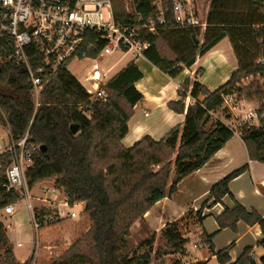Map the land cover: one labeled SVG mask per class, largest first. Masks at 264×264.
Segmentation results:
<instances>
[{"label": "trees", "instance_id": "1", "mask_svg": "<svg viewBox=\"0 0 264 264\" xmlns=\"http://www.w3.org/2000/svg\"><path fill=\"white\" fill-rule=\"evenodd\" d=\"M111 1L116 19L128 23L130 15L124 0ZM208 7L205 29L172 27L148 35L151 45L145 57L168 76L175 77L227 37L238 68L214 90L199 81H184L178 91L179 99L168 103L171 110L185 114L184 122L159 141L146 136L130 148L121 142L128 133L133 108L143 98L135 86L143 75L133 61L107 81L106 101H91L78 78L62 68L48 76L37 108L26 72L12 64L2 66L0 115L5 116L4 123L9 125L13 139L19 140L33 119L31 141L46 146L34 154L35 164L26 175L29 188L55 179V189L71 204L84 203L80 215L87 223L85 233L72 238L74 242L64 245L62 250L58 248L62 234L58 226L76 218L41 227L34 264H149V253L136 258L127 254L131 226L144 222L145 214L158 201L171 198L180 181L203 167L233 137V130L220 120L208 126L212 113L222 108L225 95L239 91L246 100L264 98L253 84L241 86L249 77L264 76V0H208ZM9 50L0 39V57ZM98 50L89 55L96 56ZM188 97L194 102L186 107ZM263 113L264 103L258 109L261 126H246L240 132L250 159L264 163ZM71 124L78 125L76 134L71 133ZM11 162L10 153L0 155V210L19 199L17 192L3 188ZM245 169L246 166L215 184L210 198L217 203L225 195L231 196L230 181ZM196 216L201 219V209ZM217 220L221 228L232 230L241 220L259 223L264 236V216L255 210L247 211L239 203L233 209L225 208ZM165 226L167 246L172 253H183L187 241L177 221ZM259 245L264 249V238ZM85 247L92 252L84 254ZM0 249L4 250L0 264H20L8 247L1 222ZM248 253L238 260L240 264H254ZM228 259L226 253L219 256L222 264ZM261 263L264 264V255Z\"/></svg>", "mask_w": 264, "mask_h": 264}, {"label": "built area", "instance_id": "2", "mask_svg": "<svg viewBox=\"0 0 264 264\" xmlns=\"http://www.w3.org/2000/svg\"><path fill=\"white\" fill-rule=\"evenodd\" d=\"M125 9L130 15L128 23L116 19L111 0H0V39L10 49L0 57V66L12 64L26 72L37 108L48 76L62 68L71 72L72 62L82 66L88 63L83 86L91 101H106L104 86L113 67L102 72L99 67L102 60L114 54L131 55L135 59L144 57L151 45L148 35L161 29H205L207 25L197 0H125ZM96 48L99 49L96 56L89 55ZM233 101L231 94L224 96L228 106ZM0 117L5 119L3 114ZM245 119L260 120L258 109H249ZM32 121L19 140L13 139L6 124L10 141L5 144L0 138V155H12L3 188L25 198L33 227L38 232L57 221L78 218L83 210L76 208L80 203L71 204L64 195L61 198L55 187L44 186L36 196L43 207L38 208L32 202L33 189L29 188L26 175L35 164V152L41 149L31 141ZM2 210L5 215L14 216V203ZM47 210L50 213L43 214ZM7 228H13V224L8 223Z\"/></svg>", "mask_w": 264, "mask_h": 264}, {"label": "crops", "instance_id": "3", "mask_svg": "<svg viewBox=\"0 0 264 264\" xmlns=\"http://www.w3.org/2000/svg\"><path fill=\"white\" fill-rule=\"evenodd\" d=\"M263 9L264 7L262 11ZM131 61L137 65L143 75L135 83L143 98L134 106L132 117L128 122V133L121 141L126 148L132 147L146 136L159 141L174 127L183 124L185 114L171 110L168 103L179 99L178 91L184 81L190 80L191 83L199 81L208 89L213 90L225 84L238 68L236 55L227 37L219 41L203 56L198 57L191 67L184 68L175 77L162 72L145 56L137 59L134 57ZM116 65L117 63L112 66V70ZM199 70H202V73H199ZM81 84L85 85L82 82ZM193 102L194 100L188 97L185 100L186 107ZM224 104L227 105L225 102ZM227 107L230 112H227L226 116H218L221 114L220 108L212 113V118L214 119L215 116L217 118L215 120H220L230 127L234 132L233 137L203 167L180 181L177 192L171 198L158 201L156 205H160V209H156V212L153 209L149 210L144 218L151 227L158 225L162 220L160 227H163L167 222L175 221L176 216L183 215L188 207H192L194 215L201 209V219L197 221L192 231V236L198 240L193 246L196 245L195 248H200V250L185 264H222L219 256L224 253L229 259L223 264H240L238 260L247 252H249L247 256L254 264H262L264 249L259 243L264 236L259 223L251 224L241 220L236 229L232 230L230 227L221 228L217 220L225 208L233 209L238 203L247 211L255 210L264 216V163L250 159L240 129L235 128L239 123V116L256 107L250 101L237 98H234L233 103ZM252 125H257V122H253ZM244 166L246 169L229 183L232 195H225L220 202L215 203L214 199L210 198L211 188ZM41 184L48 185V188L54 187V183L50 181ZM80 205L81 209L84 208L83 203ZM6 217L9 216L5 215ZM167 217L170 219H166ZM4 227L8 247L20 264L25 263L32 255L35 245L27 246L19 241L14 243L9 237L7 226L4 225ZM155 230L157 228L153 227L152 233ZM3 253L4 250L0 249V256ZM187 253L185 248L183 255Z\"/></svg>", "mask_w": 264, "mask_h": 264}, {"label": "rangeland", "instance_id": "4", "mask_svg": "<svg viewBox=\"0 0 264 264\" xmlns=\"http://www.w3.org/2000/svg\"><path fill=\"white\" fill-rule=\"evenodd\" d=\"M200 6V12L202 16H206L208 11V0H197ZM125 3V0H124ZM264 11V9H263ZM133 60L134 57L131 55H126L122 57V54H114L112 57H108L104 60H102L99 64L100 70L102 72H106L109 68H111L115 63H117L114 70H112L108 75L107 78H111L113 75H115L119 69H122L129 61ZM89 66L88 63H85L80 65L79 63L72 62L70 63V70L71 73L76 76L82 83H84L85 76L87 75L86 69ZM253 84L254 90L260 89V92H262L264 96V76H255V77H249L245 79L242 82V87L249 86ZM214 90V89H213ZM234 98H237L238 100L245 99L244 93H240L239 91H236L233 94ZM246 100V99H245ZM253 103V105L260 109L261 104L264 103L263 99H253V100H247ZM221 114L218 116H226L227 112H230V109L227 107V105H223L222 108L219 110ZM248 112V111H247ZM247 112L244 115L239 116V123L235 127L236 129H241L243 127L248 126H254V127H260L261 126V120L252 119V120H246L245 116ZM2 114V112H1ZM1 118V117H0ZM264 118V113H263ZM215 119H217L214 116V119L212 118L209 125L211 126L212 123L215 122ZM4 120H0V138L3 139L5 144H8L10 141V138L6 135L7 127L6 124L3 122ZM257 122V125H252L253 122ZM48 182V181H46ZM50 182L54 183L55 187V179L50 180ZM39 185V184H38ZM36 186L32 190V202L37 205L38 208L43 207L44 205L41 202H38L37 197L41 193V189L44 186H48L46 184H41L39 186ZM49 187V186H48ZM59 196L62 198L64 195L62 192H58ZM19 199L15 202V214L12 217H6L3 214V210H0V221L3 222V225L7 226L8 223L13 224V228L7 229V232L9 234V237H11L12 241L16 243L17 241L21 242L24 245L33 246L34 242L36 240L35 248L33 249V254L29 257V259L26 260L23 264H34L35 257L38 252L39 248V239L41 237H38V232L35 231L32 219H31V212L27 208L26 200L24 197H22L20 194H18ZM172 200V199H171ZM167 203L169 201H166ZM171 203V201H170ZM84 204V203H83ZM47 206V205H45ZM155 204L152 209L156 212V209H160V205ZM81 205L77 206L76 208H80ZM84 207V206H83ZM84 208H82L83 210ZM192 207H188L186 212L183 215H180L179 217L176 216L177 225L179 229L182 232L183 238L187 241L185 244V248L187 249V255H183L184 252L179 253H172L171 248L167 246V238H166V226L160 227L162 225V220L159 221L158 225H152L154 228H157V230L153 231V227H151L147 220L144 222L137 221L134 223L130 228V235L127 237V254L129 257H138L142 256L143 254L149 253V264H185L189 261L190 258H192V255L198 254V250L200 248H195L193 246L194 242H197L198 240L195 239L194 236H192V231H194V226L197 224L198 218L193 213ZM146 215V214H145ZM145 218V216H144ZM170 219V218H166ZM153 223V222H152ZM168 223V222H167ZM139 224V225H137ZM166 225V224H165ZM5 228V227H4ZM87 223L84 221L82 216L76 218L73 220V222H66L64 224H61L58 226V230H60L61 237L59 241V245L63 250L65 246H69L71 243L74 242V240L78 237V234H83L87 230ZM6 231V229H5ZM152 234H155V237H151ZM75 236H77L75 238ZM74 240H73V239ZM195 239V240H194ZM199 243V242H198ZM65 245V246H64ZM55 246V245H54ZM184 248V249H185ZM202 248V247H201ZM82 251L84 254H89L92 252L89 248L85 247L82 248ZM60 253V251H57Z\"/></svg>", "mask_w": 264, "mask_h": 264}, {"label": "water", "instance_id": "5", "mask_svg": "<svg viewBox=\"0 0 264 264\" xmlns=\"http://www.w3.org/2000/svg\"><path fill=\"white\" fill-rule=\"evenodd\" d=\"M2 70L1 66H0V71ZM70 131L72 134H76L78 132V125L77 124H71L70 125ZM42 150L46 149V146H42L41 147Z\"/></svg>", "mask_w": 264, "mask_h": 264}, {"label": "bare ground", "instance_id": "6", "mask_svg": "<svg viewBox=\"0 0 264 264\" xmlns=\"http://www.w3.org/2000/svg\"><path fill=\"white\" fill-rule=\"evenodd\" d=\"M221 46V45H220ZM227 47V46H226ZM223 48V47H222ZM150 213V212H149Z\"/></svg>", "mask_w": 264, "mask_h": 264}]
</instances>
